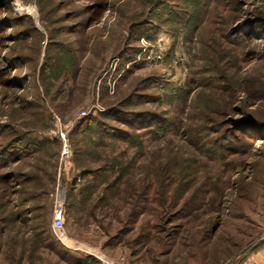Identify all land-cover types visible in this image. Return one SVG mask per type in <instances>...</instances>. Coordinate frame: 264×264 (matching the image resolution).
Segmentation results:
<instances>
[{"label": "rangeland", "instance_id": "1", "mask_svg": "<svg viewBox=\"0 0 264 264\" xmlns=\"http://www.w3.org/2000/svg\"><path fill=\"white\" fill-rule=\"evenodd\" d=\"M0 264H264V0H0Z\"/></svg>", "mask_w": 264, "mask_h": 264}, {"label": "built area", "instance_id": "2", "mask_svg": "<svg viewBox=\"0 0 264 264\" xmlns=\"http://www.w3.org/2000/svg\"><path fill=\"white\" fill-rule=\"evenodd\" d=\"M86 115V112H83V114L79 115V119H81L83 116ZM62 139H63V157L65 159H69L70 155H71V149L70 146L68 144V142L66 141V134L62 133ZM54 229H56V231L58 232V237L63 239L66 237L65 231H64V210L62 209L61 206H59L57 208L55 217H54Z\"/></svg>", "mask_w": 264, "mask_h": 264}]
</instances>
